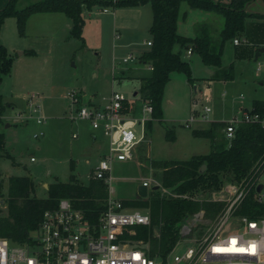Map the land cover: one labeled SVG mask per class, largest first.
Segmentation results:
<instances>
[{
  "label": "rangeland",
  "instance_id": "rangeland-1",
  "mask_svg": "<svg viewBox=\"0 0 264 264\" xmlns=\"http://www.w3.org/2000/svg\"><path fill=\"white\" fill-rule=\"evenodd\" d=\"M26 2H19L17 7H23ZM182 5L186 6L182 8ZM95 6L101 11L97 12L98 8L94 9L93 6L89 13L85 11L82 14L86 21L84 33L82 30L83 39L71 34L72 21L64 15L61 16L65 17L63 20L55 21L46 19L52 17L50 14L29 16L31 18L27 19L29 24L25 26L24 35L18 33L15 18L9 17L7 20V28L0 43L7 44L4 46L11 58V66L9 73L2 75L0 83V93L3 101L7 102V107L0 114L3 123L0 131L4 133V151L10 157H0V200H3L0 201V215L7 214L4 198L9 177L28 175L34 183L33 194L45 197L46 184L68 182L71 175L87 184L91 169L106 152V139L99 131L93 130L85 120L72 119L76 117L79 103L72 102L69 96L71 92L77 93L81 104H85L91 97L102 103L113 91L128 99L135 97L134 101L137 102L142 99L138 92L140 78L147 75L149 70L147 64H139L138 50L147 48L142 39H147L148 33H139L135 45L120 46L114 40L118 31L113 28L112 8L106 7L107 12L103 13V7ZM184 9L187 10V4L183 2L180 11ZM246 9L264 14V1L254 0ZM189 12L191 14L182 27L195 30L201 24L206 28L205 34L208 33L217 44L224 23L223 15L193 9ZM193 13H197L196 16ZM64 19L71 21V24H65ZM252 22L254 19H246V30ZM95 24L100 27H93ZM245 34L235 37L245 39ZM245 46H251V43L234 45L231 39L225 42L221 67L227 68L233 62V78L213 80L210 119H228L234 113L238 115L240 107H250L254 99H264V54L257 60L235 58V48ZM29 50L33 52H26ZM21 51L24 53L20 54ZM184 51L181 56L190 62L191 77L197 80L189 84L185 73L172 72L162 97V118L155 119L152 113L149 114L150 118L144 125V137L136 146L133 158L114 161L112 164V197L129 202L127 205L131 209L141 212L148 210L139 204L132 205L131 202L137 198L142 178L156 177L158 170L153 162L185 159L210 149L209 139L194 137L191 133L193 128H206L208 123L195 122L188 128L184 122L191 115L193 99L199 98V94L194 92V87L197 91L202 88L203 81L199 78L213 73L212 77L222 68L207 66L198 54L186 55ZM129 54L134 59L124 63L123 58ZM258 64L261 70H257ZM223 91H226L225 97L220 96ZM134 92H137L135 96ZM32 94L36 95L39 106L35 112L28 107V99ZM239 94L244 97L239 98ZM196 108L201 109L199 104ZM29 114L31 117H28ZM37 116H44L45 123H36ZM148 121L151 126L146 124ZM136 129L139 133V126ZM40 131L43 132L42 136L34 137ZM168 131L174 132L173 140L168 139ZM94 134L96 140L92 138ZM106 190L108 193V188ZM151 197L149 191L141 199ZM261 197L264 198V191Z\"/></svg>",
  "mask_w": 264,
  "mask_h": 264
},
{
  "label": "built area",
  "instance_id": "built-area-1",
  "mask_svg": "<svg viewBox=\"0 0 264 264\" xmlns=\"http://www.w3.org/2000/svg\"><path fill=\"white\" fill-rule=\"evenodd\" d=\"M232 43L241 45L246 39L234 37ZM146 44L150 46L151 40ZM191 52V48L186 49L187 55ZM133 59L134 56L129 54L123 62ZM257 70H261V65L258 64ZM202 81L200 90L194 87L199 98L193 99L185 127L190 128L195 122L221 121L224 122L222 132L228 140L244 123L256 124L264 132V105L242 106L238 115L210 119L213 82ZM69 96L73 103H79L76 117L72 119L87 121L106 139V152L89 176L106 184L105 208L92 222L68 199H60L56 207L43 212L38 226L26 241L14 243L0 237V264H264V211L261 209L264 206L261 197L264 191V153L239 180L225 181L216 189L177 192L162 186L156 177L142 178L141 185L147 188L146 196L149 191H155L160 198L217 204L212 209L200 206L185 214L178 223V237L172 248L163 255L151 256L141 241L132 238L135 226L150 225L149 211L131 209L124 200L113 198L111 182L113 162L133 158L136 146L144 137V125L153 111L152 105L144 99L138 102L134 101L135 97L128 99L115 91L102 103L91 97L81 104L76 92ZM221 96L225 97L226 91ZM243 97L239 94V98ZM259 101L264 103V99ZM197 104L201 109L196 108ZM28 107L33 112L38 110L36 95H30ZM45 121L44 116L36 117V123L40 125ZM42 134L40 131L34 137ZM154 185H158V189L152 190ZM259 185L261 189L258 191ZM246 207L253 209V214L244 213Z\"/></svg>",
  "mask_w": 264,
  "mask_h": 264
},
{
  "label": "trees",
  "instance_id": "trees-1",
  "mask_svg": "<svg viewBox=\"0 0 264 264\" xmlns=\"http://www.w3.org/2000/svg\"><path fill=\"white\" fill-rule=\"evenodd\" d=\"M23 0H8L0 9V28L7 17H14L17 30L24 35L26 21L29 16L39 12H62L72 21L71 34L80 39L84 19V9L93 6L101 7H131L149 3L152 10V22L149 27L151 45L138 57L139 62L151 67L148 77L140 78L139 91L142 99L148 101L153 108L152 117L162 118V97L166 83L172 72H183L187 81L193 83L189 61L181 56L183 49L191 48L207 65L220 69L225 42L246 32V44L251 46L237 47L235 58H253L257 48L264 46V14L247 11L246 3L254 0H230L229 3L214 0H24L23 7L17 5ZM264 1V0H263ZM186 3L194 9L207 12L221 13L224 18L219 33V42L215 44L209 34L186 37L177 32V21L181 3ZM254 19L246 30V19ZM249 42H248V40ZM178 47L177 49H175ZM28 53L32 50L26 51ZM11 58L6 47L0 43V83L2 75L10 71ZM222 68V67H221ZM217 75V76H216ZM233 78V62L227 68L216 71L211 79L231 80ZM255 107L264 105L259 100H253ZM7 107L0 93V114ZM151 126L150 121L146 123ZM3 125L0 119V126ZM224 122L211 121L206 128H193L194 137H204L210 141L207 153L192 155L185 159H169L153 162L158 170L157 179L164 187L177 192H198L220 187L225 181L239 180L253 166L255 161L264 153V132L256 124H240L231 140L226 139L222 132ZM170 140L174 134L167 132ZM5 150L4 133L0 131V157H10ZM202 164L206 165L203 172L199 171ZM0 172V176H1ZM0 183V188H1ZM47 195L37 197L33 194L34 183L28 175L11 176L8 179L7 193L4 198L7 214L0 215V237L14 243L26 241L30 233L38 226L45 210L54 208L62 198L70 201L71 205L86 214L92 222L96 221L100 212L105 208L108 197L106 184L98 179L89 178L83 184L71 175L68 182H53L47 185ZM1 192V190H0ZM2 194V193H1ZM151 199L136 198L131 204H139L150 213L151 222L148 226H135L134 240H139L148 253L165 254L172 248L178 237V223L187 213L197 208L212 209L217 204L162 197L158 192H151ZM249 201V200H247ZM125 204H130L124 200ZM264 211V206L261 207ZM253 214V209L243 210Z\"/></svg>",
  "mask_w": 264,
  "mask_h": 264
},
{
  "label": "crops",
  "instance_id": "crops-1",
  "mask_svg": "<svg viewBox=\"0 0 264 264\" xmlns=\"http://www.w3.org/2000/svg\"><path fill=\"white\" fill-rule=\"evenodd\" d=\"M7 1L8 0H0V9L6 5ZM214 1L222 2V3H229L230 2V0H214ZM146 6H148L149 9H147ZM183 6H186V5H182V8H183ZM93 8L94 9L98 8V10H96L97 12L101 11V10H99L100 9L99 7L94 6ZM93 8H91V10ZM188 8H190V9H188ZM192 9L193 10H199V9L191 8L188 5H187V10L184 9L183 12H181L179 9V16H178V21H177V32L183 36L191 37V38L198 36V35H204L206 32V28H204L203 25H201V24L197 25L198 29L195 28V30H186V28L182 27V24H184L187 21V18L189 17V15L192 12V11L189 12V10H192ZM91 10L84 9L82 14L85 11H87L89 13ZM112 10H113L112 11L113 28L115 31H118V33H115V36L116 35H118V36L115 38L113 37V38H114V40L118 41V44L120 46H129L130 44L135 45L136 43H138V41H135V40H138V38L140 37V36H138L139 33H141L142 31H145L148 33V38L145 40H144V38L142 39L143 45L147 46V48H145V49H139L138 48L139 49L138 50L139 51L138 57H139L143 51L149 49V46L146 44V41L151 40V37L149 34V27H150L151 21H152V10H151L150 4L145 3V4H141V5H137V6H131V7H117V8H112ZM200 11H202V10H200ZM102 12L103 13L107 12L106 7H103ZM204 12H207V11H204ZM37 14H41V15L43 14L44 16H46L45 14H50V16H52V17H46V19L47 20L52 19V21H55L56 19H62L63 20V18H65V17H61V16H63V15L66 16L62 12H39V13H35V14L31 15V17L35 16ZM193 14H194V16H196L197 13H193ZM41 15H39V16H41ZM200 16H204V15H200ZM31 17H29L28 19H30ZM8 19H9V17L5 18V20L3 21V24L1 25L0 38L3 36V34L7 28V20ZM88 21L90 22V19ZM64 22H65V24H67V23L71 24V21L69 22L66 19H64ZM28 24L29 23L27 21L26 26H28ZM191 24L196 25L195 23H191ZM186 25L190 26L188 23H186ZM93 27L99 28L100 26L95 24V26H93ZM85 28H86V21H84V24H83V28H82L83 33H84ZM180 29H182V30H180ZM197 32H200L201 34H198ZM206 34H208V33H206ZM134 36H135V38H133ZM134 42H136V43H134ZM4 44L7 46V44L5 42L3 43V45ZM177 48L178 47H176L175 49H177ZM183 50H185L184 53H186V49H183ZM182 51H181V54H182ZM22 53H24V51L20 52V54H22ZM193 53L194 52H191V54H189V55H192ZM186 55H187V53H186ZM184 59L187 60V58H184ZM138 62H139V60H138ZM139 64H145V63L139 62ZM148 70H149V73L147 75L146 74L142 75L141 78L150 76L152 69L149 68V65H148ZM210 73H212V72H208V74H210ZM212 74H210L209 76L206 75V76L199 78V79L211 80L213 82V79H211ZM193 80H197V79L193 78ZM189 84H191V83H189ZM136 94H137V92H136ZM133 96H135V95H133ZM254 100H258V99H254ZM214 119H220V118H214ZM92 138L94 140H96V138H97L96 134L92 135ZM106 147H107V144H106L105 148ZM205 153H207V152H205ZM200 154H204V153H200ZM194 155H197V154H194ZM91 171H92V169H91ZM45 186L47 187V184Z\"/></svg>",
  "mask_w": 264,
  "mask_h": 264
},
{
  "label": "water",
  "instance_id": "water-1",
  "mask_svg": "<svg viewBox=\"0 0 264 264\" xmlns=\"http://www.w3.org/2000/svg\"><path fill=\"white\" fill-rule=\"evenodd\" d=\"M249 3H246L245 4V7L246 8L248 6ZM262 54H264V46H261L259 48H257V50L255 51L254 53V56H253V60H257L259 56H261ZM133 95H136V92L133 93ZM8 125L6 124V127ZM206 168V165L205 164H202L199 168V171L200 172H203ZM152 190H156L158 189V185H154L152 186L151 188ZM261 189V185L258 186L257 190L259 191ZM147 194V188L144 186V185H139L138 186V190H137V198H140V197H145ZM1 202L3 200H0Z\"/></svg>",
  "mask_w": 264,
  "mask_h": 264
}]
</instances>
